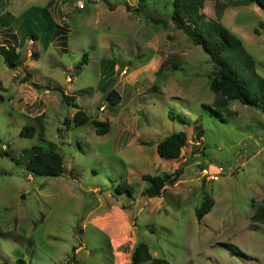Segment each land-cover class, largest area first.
<instances>
[{"label":"rangeland","instance_id":"1","mask_svg":"<svg viewBox=\"0 0 264 264\" xmlns=\"http://www.w3.org/2000/svg\"><path fill=\"white\" fill-rule=\"evenodd\" d=\"M4 1L0 15L14 18L0 29V45L16 46L23 58L10 67L0 55V147L8 151L0 155V264H131L139 242L168 264H264V223L250 219L264 197V113L234 100L222 121L202 107L216 100L213 66L171 21L172 0H145L143 7L139 0ZM202 11L217 20L213 0ZM219 21L242 40L264 79V10L229 5ZM49 22L63 38L38 28ZM111 88L120 95L115 105L106 100ZM72 102L108 121L109 131L75 125ZM25 125L36 128L32 137L19 135ZM178 130L187 137L180 156L158 157L159 138ZM35 144L62 154L61 175L26 169ZM179 167L160 196L142 193L144 174ZM203 167L223 171L212 181ZM204 197L213 206L197 219Z\"/></svg>","mask_w":264,"mask_h":264},{"label":"trees","instance_id":"2","mask_svg":"<svg viewBox=\"0 0 264 264\" xmlns=\"http://www.w3.org/2000/svg\"><path fill=\"white\" fill-rule=\"evenodd\" d=\"M206 0H172V15L171 21L175 27L181 29L192 40L193 43L199 45L204 52L209 55L212 63V71L209 73V88L216 95V100L212 105L203 103L202 107L208 110L212 116L223 119V113L230 114L229 103L238 100L244 106L259 109L264 113V79L261 78L255 69V60L250 53L244 48L242 40L231 30L225 27L220 21L222 12L229 5H249L255 4L264 10V0H213L215 10L217 13V20L207 18L202 11L204 2ZM4 0H0V6H4ZM145 5V0H139V7ZM137 10V9H136ZM29 10L23 12L22 16L27 14ZM14 16L9 12L0 15V29L6 28L13 24ZM155 22H163L161 19L153 17ZM38 28H47L50 31L60 33L63 38L64 32L56 30L55 24L49 22L46 26L38 23ZM22 28H26V32L31 36V39H37L33 30L27 28L25 22ZM58 28V27H56ZM61 29V28H60ZM25 30L21 37L26 34ZM65 37V36H64ZM51 40V38L49 39ZM0 55L10 66H16L19 62V52L16 51L15 46L7 47L0 45ZM86 56L79 60L75 66V70H79L81 65L85 62ZM27 80L25 77L22 81ZM37 88V84H31ZM62 99L69 103L72 99L70 96L62 95ZM106 100L111 105L120 102V95L116 89L111 88L107 91ZM72 106L77 107L73 115V122L75 125L90 124L98 135L106 134L109 129V122L106 120L91 119L87 113L78 109V104L71 103ZM168 117L171 119H178L185 125L188 124L186 119L169 111ZM66 120V118H65ZM36 128L32 125H25L21 128L19 135L21 137H32ZM39 137L43 139L44 127L42 121L39 119ZM186 134L183 130L173 131L163 137L162 141H157L155 145V152L158 157L165 160L176 159L180 156L181 150L186 143ZM8 154V151L0 147V155ZM26 169L32 174L59 176L64 171L63 156L53 146H42L35 144L32 146V152L26 162ZM182 167L176 168L172 173H162L158 175L144 174L143 179L148 181V186L143 190V194L149 198L160 196L165 184H174L180 174ZM125 183V182H123ZM121 186V185H120ZM128 194H132L131 186L122 184ZM122 192V191H120ZM213 206V200L210 197H204L202 204L197 209L195 216L201 219L202 216L208 213ZM251 221L264 223V197L262 203L256 208L253 215L250 216ZM225 248L233 253L241 256V251L231 243L225 244ZM131 264H143L149 262L151 264H168L165 259L154 258L149 252V247L144 242H139L131 252ZM23 263V262H22Z\"/></svg>","mask_w":264,"mask_h":264},{"label":"built area","instance_id":"3","mask_svg":"<svg viewBox=\"0 0 264 264\" xmlns=\"http://www.w3.org/2000/svg\"><path fill=\"white\" fill-rule=\"evenodd\" d=\"M83 5H81L80 7H82ZM68 80H70V78L68 77ZM215 169L217 170H212L208 169L207 167H203L202 168V173L205 174L206 176H208L209 179H211L212 181L216 180L217 177L220 175L219 173L221 171H223L222 167H216Z\"/></svg>","mask_w":264,"mask_h":264},{"label":"crops","instance_id":"4","mask_svg":"<svg viewBox=\"0 0 264 264\" xmlns=\"http://www.w3.org/2000/svg\"><path fill=\"white\" fill-rule=\"evenodd\" d=\"M31 40H33V39H31ZM16 47V46H15ZM63 50H65V49H63ZM16 51H18V48L16 47ZM19 52V51H18ZM23 58V56H21L20 57V55H19V62H20V60ZM25 60L27 59H29V55H25ZM26 60V61H27ZM19 62H17V63H19ZM8 66H10L9 64H8ZM10 67H12V66H10ZM13 67H15V66H13ZM69 77V76H68ZM21 81H22V78H21ZM31 85V84H30ZM30 85H28L29 86V88L31 89V94H30V96L32 95V94H35L36 95V92H35V90H34V88H32ZM29 104V103H28ZM29 107L31 108L32 107V105H29ZM154 148H155V146H154Z\"/></svg>","mask_w":264,"mask_h":264},{"label":"water","instance_id":"5","mask_svg":"<svg viewBox=\"0 0 264 264\" xmlns=\"http://www.w3.org/2000/svg\"><path fill=\"white\" fill-rule=\"evenodd\" d=\"M162 139H163V137H160V138H159V141H162Z\"/></svg>","mask_w":264,"mask_h":264},{"label":"clouds","instance_id":"6","mask_svg":"<svg viewBox=\"0 0 264 264\" xmlns=\"http://www.w3.org/2000/svg\"><path fill=\"white\" fill-rule=\"evenodd\" d=\"M83 7V6H82ZM15 74H17V73H15ZM70 78V77H69ZM71 79V78H70Z\"/></svg>","mask_w":264,"mask_h":264}]
</instances>
